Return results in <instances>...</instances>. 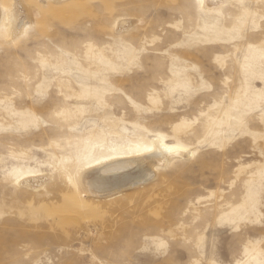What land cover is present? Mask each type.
I'll list each match as a JSON object with an SVG mask.
<instances>
[{"label": "rangeland", "instance_id": "374dc122", "mask_svg": "<svg viewBox=\"0 0 264 264\" xmlns=\"http://www.w3.org/2000/svg\"><path fill=\"white\" fill-rule=\"evenodd\" d=\"M0 11V264H264V0ZM156 139L191 153L113 195L83 183Z\"/></svg>", "mask_w": 264, "mask_h": 264}, {"label": "bare ground", "instance_id": "6f19581e", "mask_svg": "<svg viewBox=\"0 0 264 264\" xmlns=\"http://www.w3.org/2000/svg\"><path fill=\"white\" fill-rule=\"evenodd\" d=\"M53 1L60 2L62 0ZM201 1L203 4L207 3L212 7L219 6L227 0ZM18 6V9H21L20 4ZM3 23L5 30L12 37L31 30L34 25V22L23 11H20V13L7 11V18ZM121 25L124 26L125 21ZM149 149L150 151H144L140 154H122L97 161L85 168L82 181L94 195L100 197L113 195L147 182L153 176L154 170L159 165H164L170 157L177 156L176 158H178V156H188L191 153V150L185 145L162 139L153 140ZM28 179L30 181L35 180L31 177Z\"/></svg>", "mask_w": 264, "mask_h": 264}, {"label": "snow or ice", "instance_id": "6c2138e0", "mask_svg": "<svg viewBox=\"0 0 264 264\" xmlns=\"http://www.w3.org/2000/svg\"><path fill=\"white\" fill-rule=\"evenodd\" d=\"M145 151H150V149H145Z\"/></svg>", "mask_w": 264, "mask_h": 264}]
</instances>
